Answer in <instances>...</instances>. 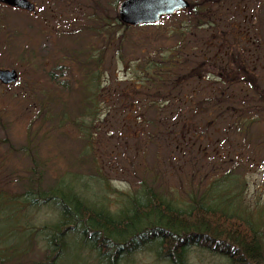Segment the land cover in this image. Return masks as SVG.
Listing matches in <instances>:
<instances>
[{"label":"rangeland","instance_id":"obj_1","mask_svg":"<svg viewBox=\"0 0 264 264\" xmlns=\"http://www.w3.org/2000/svg\"><path fill=\"white\" fill-rule=\"evenodd\" d=\"M30 1L36 5V13L14 10L0 3V68L15 69L19 76L17 82L8 86L0 83V114L4 123L0 127V172L4 174V190L21 193L24 186L15 178L31 166L30 152L34 150V157L44 169L43 188L67 171L83 168L84 175L90 174L108 184L110 190L114 189L101 191L110 197L113 209L121 197L135 192L141 179L154 178V183L166 194L170 192L179 201L189 203L214 181L237 178L242 205L248 213L256 215L264 210V0H220L213 7L215 17L211 25L185 31V45L192 49L183 47L181 51L191 64L201 63L206 56L204 67L207 66L208 77L199 84L190 83L186 90L189 104H171L170 112L179 117L169 125L160 122L158 126L164 134L157 138L150 136L156 135L158 129L143 126L135 113L129 112L137 103L122 101L124 91L126 96L133 93L129 91L130 80L139 78L125 68L121 56L127 60L139 58L141 47L147 52L176 51L182 46L177 34L166 37V32L186 25L182 24L186 16L180 12L164 17L158 24L131 29L133 44L127 48L118 46L115 40L114 47L105 51L106 109L92 131L93 149L85 159L79 158L85 143L81 141L82 135L70 123L59 127L58 118L46 117L54 104H50L46 95L52 89L45 70L57 69L68 57L74 77L80 79L79 60L90 58L88 51L98 52L106 38L93 30L103 23L114 22L121 0L115 7L114 0ZM114 29L115 33L122 30L117 26ZM74 52L80 55L72 63L70 56ZM231 57L239 58L242 74ZM64 68L68 67L63 66L56 73ZM251 74L254 85L245 78ZM215 75L221 81L213 83ZM73 84L74 90L68 89L64 97L78 98L77 84ZM214 94L222 100L217 107H211L212 115L194 116L187 110L204 99L210 107L209 97ZM181 106L186 111L183 118L178 113ZM50 113L58 117L57 107ZM189 114L193 117H188ZM141 131L150 136L142 137ZM89 157L94 164L85 162ZM48 215L52 214L46 209L38 214L43 219H48ZM38 248L35 244L34 257L41 254ZM189 258L191 264L226 262L219 254L197 249L192 250ZM137 259V264H161L150 253Z\"/></svg>","mask_w":264,"mask_h":264},{"label":"trees","instance_id":"obj_2","mask_svg":"<svg viewBox=\"0 0 264 264\" xmlns=\"http://www.w3.org/2000/svg\"><path fill=\"white\" fill-rule=\"evenodd\" d=\"M117 2L114 0L112 6H117ZM219 2H191L184 12L186 21L182 24L186 25L172 27L170 32H166V37L171 33L177 34L182 46L176 51L147 52L141 47L139 58L127 60L126 56H121L125 68L139 78L130 80L133 87L129 91L133 93L126 96L127 91H124L122 101L136 102L129 112L135 113L143 126L158 129L156 135L147 133L150 137L164 134L158 126L160 122L167 125L176 122L179 116L175 118L177 114L170 112L171 104L176 102L185 106L190 103L186 91L190 83L199 84L207 79L206 56L201 63L191 64L181 49H192L185 45V31L194 26L211 25L215 17L213 7ZM116 26L122 30L115 33ZM134 28L137 27L120 23L117 16L112 24L103 23L95 28L93 31L97 35L106 38L98 52L88 51L90 58L79 60L80 79L74 77L73 67L67 63L68 57L57 67H68L61 72L56 73L55 68L45 70V77L51 85L49 89H52L46 95L50 104H54L47 110L46 117L58 118L59 127L70 123L82 135L81 141L85 143L79 151V158L85 159V155L92 151L95 136L92 131L102 120L106 109L103 89L105 51L114 47L115 40L122 48L133 44L130 30ZM79 55L72 53V63L73 60L78 61ZM230 60L242 74L239 58L231 57ZM190 65L195 66L189 68ZM245 78L255 84L252 74ZM217 81L221 79L215 75L212 82ZM73 83L77 84L78 98L64 97L68 89L74 90ZM204 100L187 110H191L194 116H210L211 107H217L222 97L210 95V107ZM182 106L179 112L177 109L180 118L186 113ZM56 107L58 117L50 113ZM157 117L159 122H156ZM188 117L193 116L189 114ZM1 119L0 114V127H4ZM140 134L147 136L142 131ZM34 154L32 150L31 166L15 178L24 186L21 193L11 194L4 190V174L0 172V264H137V258L144 253H150L161 264H191L189 257L195 249L219 254L226 260L223 264H264V210L256 215L248 213L242 205L237 178L214 181L201 194L192 197L189 203L179 201L170 192L166 194L154 183V178L150 181L141 179L135 192L121 197L113 209L109 205L110 197L101 191L114 189L110 190L108 184L95 180L90 174L84 175L83 168H80L83 171H67L43 188L41 176L44 169ZM90 161L93 163L91 157L85 162ZM43 209L52 214L48 219L38 216ZM35 244L41 251L38 257L33 256Z\"/></svg>","mask_w":264,"mask_h":264},{"label":"water","instance_id":"obj_3","mask_svg":"<svg viewBox=\"0 0 264 264\" xmlns=\"http://www.w3.org/2000/svg\"><path fill=\"white\" fill-rule=\"evenodd\" d=\"M2 3L34 11L35 6L29 0H0ZM190 6L187 0H123L119 4V18L126 24H155L163 16L173 15ZM0 80L4 84L18 80L16 70L0 69Z\"/></svg>","mask_w":264,"mask_h":264}]
</instances>
